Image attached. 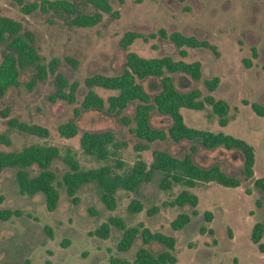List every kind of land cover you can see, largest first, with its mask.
I'll return each mask as SVG.
<instances>
[{
	"label": "rangeland",
	"instance_id": "rangeland-1",
	"mask_svg": "<svg viewBox=\"0 0 264 264\" xmlns=\"http://www.w3.org/2000/svg\"><path fill=\"white\" fill-rule=\"evenodd\" d=\"M40 0H25L27 3ZM117 17L103 14L100 23L93 27L69 26L71 15L62 11L47 14L39 10L26 15L14 0H0V15L19 21L25 30L35 37L38 53L47 63L59 59L58 72L69 82L79 83L76 92L77 102H51L49 96L54 92V78L48 76L32 90L26 83L33 74L32 69L21 71L19 86L11 88L0 100V111L9 108L8 117L0 116V135L10 140V145L0 144V151H20L32 144L51 145L64 151L71 148L82 169L112 165L113 162L99 161L86 156L79 147V137L83 131H111L117 140L127 143L121 150V160L126 171L137 159L133 146L135 137L120 116L105 112L83 111L76 120L78 134L72 138L61 137L58 126L73 119V110L86 89L84 78L93 74L107 76L121 72L127 52H134L144 58L167 55L174 60L181 59L176 47L168 40L149 39L144 42L138 38L126 50L118 42L125 32H135L144 36L163 29L167 33L180 32L207 40L216 46L217 56L209 50L186 48L188 56L184 61H198L202 65L201 78L195 82L185 75H174L175 87L179 91L198 88L202 95L208 94L203 80L218 77L220 83L211 94L229 105L228 123L218 125V117L209 106L201 111L181 109L187 126L213 133H225L242 139L254 148V176L245 178L242 173V155L237 150L217 148L205 150L197 142L183 141L172 143L154 142L149 149L140 153L146 163L151 161L152 150L166 151L176 157L189 151L194 144L198 147L194 161L203 167L218 164L227 175L240 181L238 187H224L214 182L195 188L174 185L169 191L157 187L159 174L152 181L142 184L136 192L118 190L115 195L116 208L109 211L100 199V189L95 183L83 185L76 194L77 203L66 195L61 182L62 174L68 167L61 160H54L50 169L56 174L59 200L56 209L48 212L44 195H20L15 181V168L0 172V209L16 210L19 217L0 221V264H109L110 257H117L132 263L140 247L157 255L165 248L151 242L143 245L138 236L126 252H118L116 245L121 231L111 227L107 239L90 235L109 218L116 217L125 226L134 227L142 223L152 232H161L175 238L172 254L177 258L175 264H264V253L250 241V233L255 223L264 227V191L253 187V180L264 177V117L255 115L248 102L264 105V0H109ZM77 13L93 14L95 9L87 3L77 2ZM255 49L256 58H252ZM0 47V61L2 56ZM76 61L73 66L66 59ZM243 60L251 62L247 67ZM144 87L150 95L160 89L156 80H147ZM96 93L104 100L116 92L96 87ZM134 104L122 112L121 116L131 118ZM15 118L27 124H37L48 129L47 138L20 133L9 129L7 120ZM171 120L154 111L150 125L166 131ZM30 175L38 169L28 168ZM117 173L122 171L116 170ZM187 189L198 198L194 208L197 216H192V208L183 206H162L172 200L181 190ZM132 200L141 202L139 213H129L127 207ZM259 205H256V202ZM158 207V211L148 215L147 211ZM210 211L212 221H204L203 213ZM179 213H187L190 222L184 228L173 231L170 222ZM212 229L213 234H200L199 229ZM264 243V232L261 239Z\"/></svg>",
	"mask_w": 264,
	"mask_h": 264
},
{
	"label": "trees",
	"instance_id": "trees-1",
	"mask_svg": "<svg viewBox=\"0 0 264 264\" xmlns=\"http://www.w3.org/2000/svg\"><path fill=\"white\" fill-rule=\"evenodd\" d=\"M14 1L20 6L21 12L26 15L36 10L43 14L50 11L65 12L72 16L68 25L76 27H93L101 22L103 14L113 17L118 15L112 10L109 0H40L31 3H27L25 0ZM79 1L90 4L95 12L93 14L77 13L76 3ZM178 1L183 2L184 0ZM138 38L144 42L155 38L168 40L176 47L181 59L174 60L167 55L144 58L134 52H127L119 74L113 76L93 74L84 78L83 84L86 92L79 102V107L73 110V119L58 126V133L61 137L72 138L78 134L76 120L83 111L96 110L120 116V121L125 125L133 124L129 132L137 140L133 146L137 153V159L132 166L123 171L125 163L121 160V150L127 146V143L117 140L111 131H83L80 134L79 147L86 156L99 161L111 160L113 162L112 165H102L96 168L82 169L69 147L61 152L55 146L32 144L17 152L0 151V172L6 168L16 169L15 181L20 195L32 196L42 193L47 211L53 212L59 200V191L56 174L50 169V166L54 160L58 159L68 167V170L61 176V182L71 201L77 203L76 194L83 185L95 183L100 189V199L109 211L116 208L115 195L118 190L136 192L142 184L151 182L155 174L160 176L157 184L160 191H169L174 185L195 188L210 182L232 188L240 185L238 178L227 175L218 164L209 167L198 165L193 157L198 149L194 144L180 158L166 151L152 150L150 163H146L142 159L140 153L148 150L151 143L167 140L172 143L197 142L198 146L205 150L217 148L237 150L243 159L242 175L247 179L253 178L254 148L249 143L222 132L213 133L189 127L185 124L180 112L184 108L201 111L207 105L218 117V125L220 127L227 125L229 105L211 95L220 83L218 77L203 80V85L208 93L206 95H202L198 88L179 91L174 83V75L178 74L185 75L195 82L201 78V63L183 60L188 56L186 48L209 50L217 56L216 46L193 35H185L176 31L167 33L163 29L147 36L130 31L125 32L118 45L126 50ZM0 47L2 48L0 100L9 89L19 86L21 71L32 69L33 74L26 83L28 90H32L39 82H43L51 75L54 78V92L48 97L49 100L51 102L64 101L69 105L77 102L76 92L79 83L69 82L58 72L59 59L53 58L47 63L44 61L35 46L34 34L25 30L19 21L0 15ZM251 56L252 58L257 57L255 49H251ZM66 60L73 66L76 65V61L69 58ZM243 62L247 67H250L249 60H243ZM151 79L158 81L160 86L159 91L153 95H150L144 87V82ZM96 87L116 93L109 95L104 100L96 93ZM130 103L134 104L132 117L121 116ZM244 104L249 105L255 115L264 117V105L258 102L248 104L245 101ZM154 111L170 118L171 124L166 131L151 127L150 118ZM9 112V108H5L0 111V116L6 118ZM7 125L9 129L28 135L41 138H47L49 135L47 128L20 122L15 118L8 119ZM0 144L9 146L10 140L4 135H0ZM34 166L38 172L35 175H30L28 168ZM116 170L122 172L117 173ZM253 187L264 191V177L254 179ZM197 203V196L189 190L183 189L172 200L162 203V206L188 205L192 208V216H197L198 213L194 209ZM256 205H259L258 201ZM142 209L143 206L138 200H132L127 207L129 213H139ZM157 211L158 207H153L147 211V214L151 215ZM20 215L21 213L16 210L0 209V221H7L11 217ZM203 218L205 222L210 223L213 218L212 212L205 211ZM189 222L190 216L187 213H179L170 222V228L173 231H178ZM111 227H115L122 234L116 245L118 252L128 251L138 236L143 245L157 242L165 250L153 255L146 248L140 247L136 251L132 263L117 257H110L109 264H175L177 262V258L172 254L175 249V238L161 232H152L142 223L134 227H127L121 219L112 217L101 223L90 235L107 239ZM263 232V225L255 223L250 233V241L261 253H264V243L261 242ZM199 233L211 235L213 230L201 227ZM45 264H49V262L47 261Z\"/></svg>",
	"mask_w": 264,
	"mask_h": 264
}]
</instances>
